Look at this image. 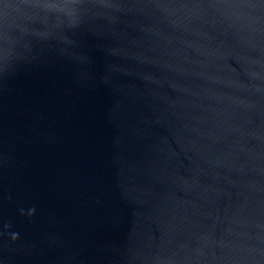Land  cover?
Wrapping results in <instances>:
<instances>
[{"label": "water", "instance_id": "1", "mask_svg": "<svg viewBox=\"0 0 264 264\" xmlns=\"http://www.w3.org/2000/svg\"><path fill=\"white\" fill-rule=\"evenodd\" d=\"M0 264H264V0H0Z\"/></svg>", "mask_w": 264, "mask_h": 264}]
</instances>
